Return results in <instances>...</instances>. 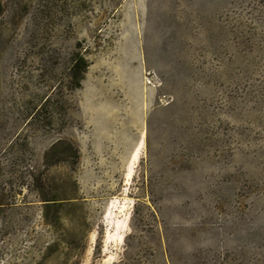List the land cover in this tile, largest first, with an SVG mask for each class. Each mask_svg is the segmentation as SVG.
I'll list each match as a JSON object with an SVG mask.
<instances>
[{
	"label": "rangeland",
	"instance_id": "rangeland-1",
	"mask_svg": "<svg viewBox=\"0 0 264 264\" xmlns=\"http://www.w3.org/2000/svg\"><path fill=\"white\" fill-rule=\"evenodd\" d=\"M0 264H264V0H0Z\"/></svg>",
	"mask_w": 264,
	"mask_h": 264
},
{
	"label": "trees",
	"instance_id": "trees-1",
	"mask_svg": "<svg viewBox=\"0 0 264 264\" xmlns=\"http://www.w3.org/2000/svg\"><path fill=\"white\" fill-rule=\"evenodd\" d=\"M79 63H82L85 65V61L83 59V56H78L77 59H75V61L71 65V67L74 69L75 67L79 66Z\"/></svg>",
	"mask_w": 264,
	"mask_h": 264
}]
</instances>
